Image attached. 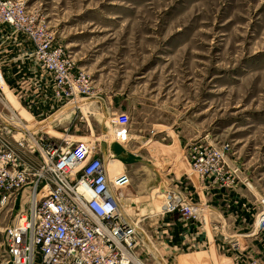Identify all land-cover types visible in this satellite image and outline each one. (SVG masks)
<instances>
[{"label": "rangeland", "instance_id": "obj_1", "mask_svg": "<svg viewBox=\"0 0 264 264\" xmlns=\"http://www.w3.org/2000/svg\"><path fill=\"white\" fill-rule=\"evenodd\" d=\"M23 1L91 79L89 113L83 105L73 115L65 106L44 121L46 132L93 156L100 155L101 141L112 143L119 203L131 221L162 209L160 196H152L158 186L177 189L197 180L185 158L195 145L226 144V159L248 183L246 198L264 199V0ZM4 70L11 85L16 70L9 65ZM0 88L31 125L28 98L18 99L3 84ZM2 102L4 119L10 112ZM118 127L127 129L128 141L116 140ZM118 144L138 159H124ZM260 209L258 204L256 212ZM14 221L11 216L3 229L0 262L9 257L6 228ZM147 223H138L145 234L136 249L143 264H233L212 249L159 259ZM254 239L245 236L241 242L253 247Z\"/></svg>", "mask_w": 264, "mask_h": 264}, {"label": "built area", "instance_id": "obj_2", "mask_svg": "<svg viewBox=\"0 0 264 264\" xmlns=\"http://www.w3.org/2000/svg\"><path fill=\"white\" fill-rule=\"evenodd\" d=\"M0 38L6 42L0 86L15 91L18 99L26 96V111L32 117L31 125L19 117L20 121L2 102L0 88V102L10 112L4 119L0 116V207L15 204L17 197L19 203L14 223L6 228L9 257L0 264H140L136 249L145 234L120 207V173L111 177L108 168L113 157L70 149L62 138L38 126L65 106L73 115L84 106L89 113L91 79L23 0H0ZM7 65L16 70L11 85ZM115 131L116 140L128 141L125 127ZM227 150L226 144H208L186 151L198 182H233L239 167L227 165ZM155 191L162 199V212L199 223L203 209L180 190L163 185ZM259 206L254 229L264 234V199ZM247 264H264V254Z\"/></svg>", "mask_w": 264, "mask_h": 264}, {"label": "crops", "instance_id": "obj_3", "mask_svg": "<svg viewBox=\"0 0 264 264\" xmlns=\"http://www.w3.org/2000/svg\"><path fill=\"white\" fill-rule=\"evenodd\" d=\"M112 136V134L107 135V138L111 139ZM106 144V156L102 155L103 158L109 155L116 156L112 143L106 141ZM118 146L124 151V159L128 157L138 159L137 154H128L122 145L118 144ZM233 164L236 163L232 159H227L228 166ZM239 174L240 172L227 186L210 185L191 179L184 185L180 181L182 184L180 183L177 189L187 200L199 204L203 209L199 223L184 219L176 212H162V209L139 218L138 223L148 220V241L159 259L169 261L188 255L197 256L204 252L208 254L212 249L215 254L223 252L233 264H244L239 260L264 254V234L253 229L259 199L255 197L254 201H250L246 198L243 190L248 187V183H244ZM155 193L154 190L152 196ZM18 206L17 197L15 204L10 203L6 206L11 209L4 210L6 207H0V238L4 236H2L3 229L11 222V216H16ZM7 214H10V217L6 219ZM252 229L255 234L252 233ZM245 236H254L255 241H251L253 247L247 246L248 243L242 244L241 237ZM233 242L238 246L232 247Z\"/></svg>", "mask_w": 264, "mask_h": 264}, {"label": "bare ground", "instance_id": "obj_4", "mask_svg": "<svg viewBox=\"0 0 264 264\" xmlns=\"http://www.w3.org/2000/svg\"><path fill=\"white\" fill-rule=\"evenodd\" d=\"M5 85V84H3ZM6 87V86H5ZM7 88V87H6ZM3 92V91H2ZM3 98V102L6 105V107L13 112V114L21 121L20 118H23V115L21 114V112L23 113V110L21 109V107L15 102H13L12 104H10L9 102L6 101L7 97L4 94ZM20 117V118H19ZM55 117H57L56 115L53 116V118L51 119H55ZM34 124V123H33ZM35 125V124H34ZM40 128L44 129V131H47V129H49V127L44 123V124H39L38 125ZM108 168H109V172L112 174H115L116 172H119V168L116 166V164L114 165L113 161H109L108 164ZM158 205V204H157ZM163 208V207H162ZM201 215V214H200ZM138 263L143 264L139 259L137 260Z\"/></svg>", "mask_w": 264, "mask_h": 264}, {"label": "water", "instance_id": "obj_5", "mask_svg": "<svg viewBox=\"0 0 264 264\" xmlns=\"http://www.w3.org/2000/svg\"><path fill=\"white\" fill-rule=\"evenodd\" d=\"M106 149H107L106 142L101 141L100 142V150H101L103 156H106Z\"/></svg>", "mask_w": 264, "mask_h": 264}]
</instances>
